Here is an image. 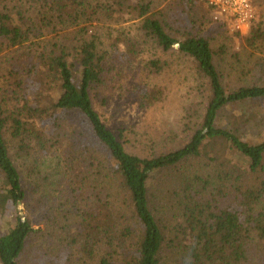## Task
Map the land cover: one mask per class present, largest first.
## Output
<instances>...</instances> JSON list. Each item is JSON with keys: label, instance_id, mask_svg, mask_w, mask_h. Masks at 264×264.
Here are the masks:
<instances>
[{"label": "trees", "instance_id": "1", "mask_svg": "<svg viewBox=\"0 0 264 264\" xmlns=\"http://www.w3.org/2000/svg\"><path fill=\"white\" fill-rule=\"evenodd\" d=\"M154 1L129 6L127 0H114L111 6L101 0H45L39 9L46 21L43 26L25 19L26 10L19 6L15 8L21 16L0 4V57L49 29L76 27L89 11L91 15L104 11L105 17L115 18L126 9L139 20L123 31L79 29L71 41L60 39L43 46L37 62L30 63L29 55L13 70L0 74V220L4 230L0 264H20L35 233L33 222L19 215V204L27 202L30 193L56 185L58 173L64 170L75 192L85 189L88 209L78 210V224L63 227L62 245L78 247L86 259L98 257L97 264H187V260L189 264H248L251 236H264V212H258L264 204V181L258 189L251 187L247 175L264 173V142L242 141L220 127L219 118L230 106L264 99V86L228 90L210 39L188 2L155 13ZM41 47L37 44L34 51ZM170 52L188 62L187 89L192 97L201 98L194 99L193 105L200 104L203 114L193 108L192 116H187L183 132L188 142L179 150L154 158L131 154L121 142L122 134L117 136L94 108L93 92L105 84L115 61L125 60L150 80L170 68ZM142 79L135 89L141 87ZM149 85L143 84L140 96L146 107L164 97L162 89ZM218 145L225 149L223 154ZM37 147L46 158L38 160L30 172L25 163L18 167L12 150L27 157ZM79 155L85 157V167ZM201 159L209 161L214 171L177 178L171 189L179 195L177 205L183 206V228L192 234L179 225L163 226L151 207L157 197L152 181L166 170ZM244 167L246 172L241 170ZM27 179L28 186L24 185ZM233 190L242 194V202L238 208L222 209L217 198H227ZM169 199L168 204L175 205Z\"/></svg>", "mask_w": 264, "mask_h": 264}, {"label": "rangeland", "instance_id": "2", "mask_svg": "<svg viewBox=\"0 0 264 264\" xmlns=\"http://www.w3.org/2000/svg\"><path fill=\"white\" fill-rule=\"evenodd\" d=\"M48 1L52 2V0ZM101 1L108 2L107 5H114V0ZM184 2H188V8L198 16L199 26L204 28L210 39L215 64L222 75L224 86L228 90L264 86V0H253L256 18L244 33L229 27L216 8L210 5V0H155L152 11L155 13L168 12ZM0 4L15 11V15H20L18 9L26 10L23 14L25 19L38 25L41 24L40 26L46 24L39 10L40 7L45 6V0L35 2L34 0H2ZM126 4L130 6L143 3L142 0H127ZM17 6H19L18 9L15 8ZM105 14L106 12L103 11L97 15H91L89 11L76 27L58 28L56 31L55 28L49 29L44 31V35L40 38L36 39L33 36L31 41L24 45L25 47L6 51L0 57V74L8 73L9 69L13 70L20 61L25 62L29 55L30 63L37 62V53L43 52V46H52L54 41L60 39L71 41L75 38L73 36H78L76 32L79 29L86 28L90 33L95 31L101 33L108 30L123 31L139 22L138 15L132 11L129 13L126 9H123L122 13L115 18L111 15L110 18L105 17ZM256 37L260 38L257 40ZM37 44L42 46L39 52L34 51ZM167 56L168 58L171 56L170 68L159 76L150 77V80L146 76L138 75L140 72L131 69L132 67L125 60L115 61L114 70L107 74L108 79L105 84L93 92L96 94L93 95L94 108L117 136L120 137L122 134L121 142L131 154L154 158L179 150L188 142L187 132H183L187 116H192L193 108L201 112V115L203 114L202 108L197 106L200 104L193 105L196 102L194 99L200 101L201 98L192 97L190 89H187L189 85H187V74L190 72L188 62L179 61L171 52ZM141 77H143L141 87L137 90L135 88L139 86ZM148 82L149 87L157 86L162 89L164 97L154 105L146 107L141 105L140 96L143 90L145 91L143 84L148 86ZM219 123L220 127L234 132L246 143L264 142V99L246 101L226 108L220 115ZM11 139L17 145V140L13 137ZM217 147L220 154L225 152L220 145ZM12 151V157L14 161H17L18 167L25 163L28 167L25 169L27 172L32 170L38 160L46 158L38 147L32 150L27 157L25 155L19 157L16 149ZM78 161L82 167L86 166L85 157L80 158L79 155ZM235 161L236 158L233 159V163ZM214 168L209 161L204 159L191 160L188 164H182L157 175L151 183V189L157 194L151 204L156 220L163 226L179 225L180 230L191 235L190 231L183 228L185 225L181 211L183 206L177 205L180 202L179 195L177 197L171 192L174 187L173 182L177 178L181 180L182 176L186 175L194 178L198 172L207 175V173H212ZM241 170L246 172L248 168L244 167ZM66 172L64 170L63 173H58L55 179L56 185L50 184L51 186L47 188L43 187L41 193H30L27 202L19 204L17 208L19 215L30 219L35 230L20 259V264H42L48 261L56 264L98 263V257L93 260L86 259L85 253H79L78 247L72 250L71 247L62 245V240L66 238L63 227L70 222L78 224V210L88 209L85 189L82 188L83 191L75 192V188L72 189L71 176ZM84 175L89 174L86 172ZM263 181V172L247 175V182L251 187L258 189L262 187ZM26 182L30 183V180L24 181V185L28 186ZM169 198L175 200V205L168 204ZM217 201L222 209L227 208L228 205L238 208L242 202V194L233 190L227 198L220 196ZM262 211L264 212V204L263 208L258 210V212ZM2 228L3 224L0 220V233L4 231ZM179 236L185 237L184 234H179ZM249 242L251 250L247 263L262 264L264 236L256 233L251 236ZM181 244L185 245V242L182 241ZM189 263L190 261L187 260V264Z\"/></svg>", "mask_w": 264, "mask_h": 264}, {"label": "built area", "instance_id": "3", "mask_svg": "<svg viewBox=\"0 0 264 264\" xmlns=\"http://www.w3.org/2000/svg\"><path fill=\"white\" fill-rule=\"evenodd\" d=\"M229 27L244 33L256 18L253 0H210Z\"/></svg>", "mask_w": 264, "mask_h": 264}]
</instances>
